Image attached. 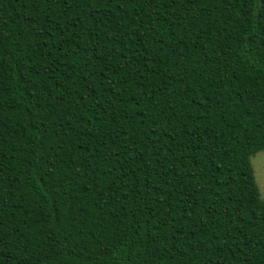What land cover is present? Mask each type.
Returning <instances> with one entry per match:
<instances>
[{"label": "trees", "instance_id": "1", "mask_svg": "<svg viewBox=\"0 0 264 264\" xmlns=\"http://www.w3.org/2000/svg\"><path fill=\"white\" fill-rule=\"evenodd\" d=\"M261 151L264 0H0V264H264Z\"/></svg>", "mask_w": 264, "mask_h": 264}, {"label": "rangeland", "instance_id": "2", "mask_svg": "<svg viewBox=\"0 0 264 264\" xmlns=\"http://www.w3.org/2000/svg\"><path fill=\"white\" fill-rule=\"evenodd\" d=\"M256 185L264 200V182H261V172L264 171V151L255 154L251 158Z\"/></svg>", "mask_w": 264, "mask_h": 264}, {"label": "snow or ice", "instance_id": "3", "mask_svg": "<svg viewBox=\"0 0 264 264\" xmlns=\"http://www.w3.org/2000/svg\"><path fill=\"white\" fill-rule=\"evenodd\" d=\"M249 179H253V177L250 176ZM261 182H264V171L261 172Z\"/></svg>", "mask_w": 264, "mask_h": 264}]
</instances>
